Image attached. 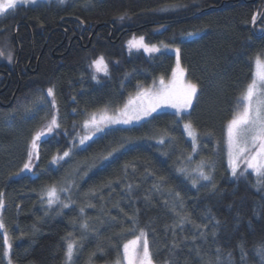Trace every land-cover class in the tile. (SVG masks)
<instances>
[{"label": "trees", "instance_id": "1", "mask_svg": "<svg viewBox=\"0 0 264 264\" xmlns=\"http://www.w3.org/2000/svg\"><path fill=\"white\" fill-rule=\"evenodd\" d=\"M134 34L180 50L198 87L192 109L109 128L72 150L89 113L120 108L138 85L174 70L171 53L130 51ZM0 53V264H65L73 240V264H116L141 231L155 264H264V179L233 177L227 162V123L253 80L254 58L264 59V0L19 4L0 16ZM101 56L108 76L90 67ZM41 97L51 99L50 112L37 107ZM53 115L60 127L40 140L32 172L19 176L33 136ZM187 122L198 133L195 153ZM201 161L215 188L196 178ZM53 187L61 202L49 208Z\"/></svg>", "mask_w": 264, "mask_h": 264}, {"label": "snow or ice", "instance_id": "2", "mask_svg": "<svg viewBox=\"0 0 264 264\" xmlns=\"http://www.w3.org/2000/svg\"><path fill=\"white\" fill-rule=\"evenodd\" d=\"M45 3L49 0H44ZM39 0H3L0 2V16H5L9 11L17 9L19 4H31L37 5ZM57 3L64 4L65 0H57ZM173 8L177 6H172ZM120 19H124L123 16ZM253 23L256 21V16L252 18ZM189 36L194 33H188ZM130 47L142 48L146 53L159 52L160 49L155 45H149L144 42V38L140 37L139 42H130ZM167 47V45H165ZM177 58V70L172 73V80L169 83H165L163 77L159 80V85L152 89H144L138 85V91L135 97H129L128 102L122 109L118 110L116 115H101L99 119L95 113L91 115V118L84 123L85 129L91 127V134L81 138L80 143L84 144L85 140L92 138L95 132H101L105 127L112 124L129 125L134 121L139 122L145 116L151 115L160 108H173L176 109V114H180L182 111H186L192 106V100L197 94V85L191 82H185L184 70L180 67V50L174 49ZM3 55V53H0ZM9 62H11V54L8 56ZM256 64L258 71L254 74L253 80L247 85L244 93L240 97L243 102L241 110L229 121L227 125V137H228V154H229V167L231 169V175L237 176V163L240 159L244 160V164L247 170H251L258 178L264 179V60L260 57L256 58ZM90 67L97 73H103L108 76V64L103 56L93 60ZM93 80H97V76H92ZM48 96H53V89L47 90ZM43 98H38L42 100ZM53 107L55 102L53 101ZM107 110H105L106 112ZM60 125L57 122L55 116L50 120L47 130L38 131L32 138L31 149L28 153L29 163H25L23 170L31 172V158L37 150V142L41 140V137H46L48 133H52L54 128H59ZM185 129L188 130V135L192 140L193 153L197 149L196 134L192 130L191 124H186ZM158 143L163 144L164 140L161 139ZM69 152L65 151L61 157H53L52 163L56 164L59 159L68 157ZM191 156L188 157L191 160ZM107 159V157H105ZM22 170V171H23ZM185 170L181 169V172ZM196 178L211 182V186L215 188L213 178L211 175L204 171V162L201 161L193 170ZM243 174V173H242ZM192 178L191 183L193 187H196L197 179ZM208 187V185H205ZM47 205L51 208L54 204L60 203V197L57 195L56 189L50 188L47 193ZM4 194L0 192V209L4 207ZM44 196L41 197V200ZM69 204L64 203L63 208H68ZM83 211V210H81ZM83 227H87L84 225ZM0 229H5V225L0 220ZM6 231V229H5ZM5 252L7 257L12 248L8 236L5 234L3 237ZM76 250V241H68L65 251V264H73V258ZM123 259L126 264H153V258L150 253L149 241L145 232L141 231L140 235L134 239L129 240L123 245ZM11 264V261H9Z\"/></svg>", "mask_w": 264, "mask_h": 264}, {"label": "rangeland", "instance_id": "3", "mask_svg": "<svg viewBox=\"0 0 264 264\" xmlns=\"http://www.w3.org/2000/svg\"><path fill=\"white\" fill-rule=\"evenodd\" d=\"M41 1H44V0H39V2H41ZM49 1H51V0H49ZM0 2H3V0H0ZM22 5H27V4H22ZM140 37H143V38H144V42H145L146 44H148V43L146 42L145 37H144L143 35H137V34H134V35H132V36L127 40V42H126L127 47H128V49H129L130 51H132V50H143L142 48L130 47V42L135 41V42L138 43ZM149 45H155L157 48L160 49L159 52H168V53H171V54L175 55V57H176V53H175V51H174V49H177L176 47H172V46H169V45L164 44V43L149 44ZM165 45H167V47H165ZM143 51H144V50H143ZM152 53H156V52H152ZM152 53H148V54H152ZM179 57H180V54H179ZM256 58H257V57H256ZM256 58H254V61H253V64H254V74L258 71L257 64H256ZM261 60H264V59L261 58ZM180 67L184 70V77H183V78H184L185 82H191V83H194V82L190 81V80L187 78V76H186V70H185V68H184L183 65H182L181 59H180ZM174 70H177V58H176V63H175ZM174 70H173V71H174ZM173 71H172V73H173ZM101 73H102V72H101ZM172 73H171V75H170L168 78H164V79H165V83H169V82L172 80ZM253 78H254V75H253ZM159 80H160V79L156 80L155 82H153V83H152L151 85H149V86H145V85H139V86H140L141 88H144V89H152V88L157 87V86L159 85ZM194 84H195V83H194ZM137 91H138V89H137ZM137 91H136L135 93L131 94L129 97H135L136 94H137ZM197 92H198V87H197ZM196 95H197V94H196ZM241 96H242V95H241ZM129 97L127 98V100H126V102L124 103V105L128 102ZM195 98H196V96L193 98V100H192V106H191L189 109H187L186 111H182L180 114H177V115L181 116V115L184 114V113H188V112H190V110L192 109L193 104H194V102H195ZM52 100H53V99H52ZM51 104H52L51 99H49V98H47V97H43L42 100H39V103L37 104V107H39V108H44L47 112H50V111L52 110V105H51ZM124 105L121 106V107L118 108V109H115V110H112V109H109V108H101V109H99V110H96V111H93V112L89 113V114L87 115V117L85 118V120L83 121L82 131H81L78 135H76V137L74 138V141H73V144H72V150H73L74 148H81V147L86 146L90 141H92V140H93L94 138H96L97 136L102 135V134H103L106 130H108L109 128H112V127L131 126V125L140 124V123H142L143 121H145L146 119L150 118L151 116H153L154 114H156V113H158V112L168 111V112L176 113V109H173V108H160V109H158L156 112H153L151 115H149V116H145V117H144L143 119H141L138 123L134 121L132 124H129V125H121V124H112V125H109L108 127H105L103 131H101V132H95V134L92 135V138H91V139H89V140H85V143H84V144H81V143H80V140H81L82 137L87 136V135L91 134V132H92L91 127H89L88 129H85V127H84V123H85V121H87V120H89V119L91 118V115H92L93 113L96 114L97 119H99V117H100L101 115H104V114H107V115H116V114L118 113V110H119V109H122V108L124 107ZM242 105H243V102L241 101V99H239V105H238V109H237L235 115L241 110ZM105 110H107V111L105 112ZM235 115H234V116H235ZM53 116H55V118L57 119L56 115H53ZM53 116H52V117H53ZM52 117H51V118H52ZM50 120H51V119H50ZM57 122H58V121H57ZM49 123H50V121L48 122V124H46V125H44L43 127H41L38 131H41V130L43 129V130H45V132H46V130H47V126L49 125ZM228 123H229V122H228ZM228 123H227V125H228ZM186 124H191V123H188V122H187V123H184V129H185V125H186ZM191 126H192V124H191ZM192 130H193L194 133L196 134V138H197V148H198V133H197V131L195 130V128H194L193 126H192ZM38 131H37V132H38ZM54 131H55V128L53 129L52 133H53ZM185 131H186V133H187V135H188V130L185 129ZM52 133H48L46 137L50 136ZM46 137H41V139L46 138ZM188 137H189V135H188ZM189 138H190V137H189ZM190 139H191V138H190ZM31 141H32V140H31ZM191 141H192V140H191ZM39 142H40V141L37 142V145H38L37 150H36V152L33 154L32 158H31V161H30V162H31V166H32V170H33V168L35 167V164L37 163V159H38V149H39ZM227 148H228V137H227ZM30 151H32V149H31V142H30V147H29V152H30ZM196 151H197V149H196ZM70 152H71V151H70ZM70 152H69V153H70ZM29 160H30V158H29V155H28V158H27V160H26L25 163H29ZM227 162H228V167H229V154L227 155ZM25 163H24V164H25ZM23 166H24V165H23ZM229 169H230V167H229ZM22 170H23V167H22L21 171L18 173L19 176L22 175V174H25V173H29L27 170H23V171H22ZM32 170H31V172H32ZM230 171H231V169H230ZM238 172H242V173L251 172V173H253L251 170H247V169H246L245 164H244V160H243V159H240V160L238 161V163H237V173H238ZM253 174H254V173H253ZM16 175H17V174H16ZM16 175H15V176H16ZM254 175H255V174H254ZM15 176H14V177H15ZM0 220H1V209H0ZM139 235H140V233H137V235H136L135 237L131 238V239H134V238L138 237ZM7 236H8V235H7ZM146 237H147V236H146ZM8 238H9V237H8ZM131 239H130V240H131ZM127 242H128V241H127ZM10 254H11V250H10V252H9V255L7 256L8 260L10 259ZM116 264H126V261H124V259H123V253H122V257L120 258V260H119ZM153 264H155V263L153 262Z\"/></svg>", "mask_w": 264, "mask_h": 264}]
</instances>
